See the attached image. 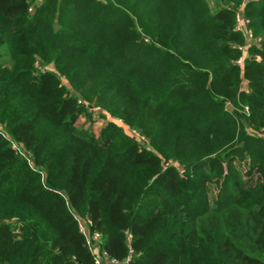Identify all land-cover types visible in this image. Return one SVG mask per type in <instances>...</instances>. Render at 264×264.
Returning <instances> with one entry per match:
<instances>
[{
	"label": "trees",
	"instance_id": "trees-1",
	"mask_svg": "<svg viewBox=\"0 0 264 264\" xmlns=\"http://www.w3.org/2000/svg\"><path fill=\"white\" fill-rule=\"evenodd\" d=\"M2 51L0 264H264V0H0Z\"/></svg>",
	"mask_w": 264,
	"mask_h": 264
},
{
	"label": "rangeland",
	"instance_id": "rangeland-1",
	"mask_svg": "<svg viewBox=\"0 0 264 264\" xmlns=\"http://www.w3.org/2000/svg\"><path fill=\"white\" fill-rule=\"evenodd\" d=\"M209 1H211V0H209ZM241 8L242 7H240L239 9H241ZM236 18H237V16H236ZM249 50H248V53H249ZM2 61H6V63H10V59L7 57L5 51H2L1 54H0V63ZM37 68L42 69V62L39 61L37 63ZM66 87H68L69 89H71V87L68 84H66ZM80 100L83 101L82 98H80ZM82 101H80V102H82ZM86 109H87V112L88 113H90L91 115H93V119L90 120L86 115H83L82 114L78 118V120L76 122V125L79 126V127H81V128H84L88 132H91V133L96 134L97 136H99L100 133H101V131H102V129L105 128L107 126V123H108L107 122V119L105 117L101 116V113L103 112V110L100 107H95L94 108V107H92L90 105H88L86 107ZM120 123L125 124L122 119H118V124L120 125ZM130 131H132L134 134H136L137 137H140L141 138V141L145 142V138L143 136H141L138 131H136V130H134V129H132V128L129 127L128 132H130ZM17 149L20 150L19 147H17Z\"/></svg>",
	"mask_w": 264,
	"mask_h": 264
},
{
	"label": "built area",
	"instance_id": "built-area-1",
	"mask_svg": "<svg viewBox=\"0 0 264 264\" xmlns=\"http://www.w3.org/2000/svg\"><path fill=\"white\" fill-rule=\"evenodd\" d=\"M236 21H237L236 31L242 33L246 37V45L239 47V50H241L244 53H248V50L252 47V45L254 43L260 41V39L256 40L255 37L253 36L252 30L248 27L249 21L246 20V18L244 17L242 8L239 9V12L237 13ZM238 63L242 64L243 58H240ZM126 133L134 135L135 137H137V135L134 134L132 131L128 132V129H126ZM82 229H83V227H82ZM99 239H100V235L95 233L90 239H88V242H90V243H91V241L97 242V241H99ZM92 248H95V247L92 246ZM96 260H97V263L100 264L97 257H96ZM110 264H133V263H132L131 256H129L124 262H121V263L117 262V261H111L110 260Z\"/></svg>",
	"mask_w": 264,
	"mask_h": 264
},
{
	"label": "crops",
	"instance_id": "crops-1",
	"mask_svg": "<svg viewBox=\"0 0 264 264\" xmlns=\"http://www.w3.org/2000/svg\"><path fill=\"white\" fill-rule=\"evenodd\" d=\"M246 1H251V0H246ZM254 1H258V0H254ZM82 227H83V231H84V233H85L87 239H90L91 236H90V234H89V232H88V230H87V228H86V225H85V224H82ZM95 253H96V255H97V259H98V261L100 262V264H110V263L107 262L108 260L106 261V259H105L104 256L99 255V253H98L97 250H95Z\"/></svg>",
	"mask_w": 264,
	"mask_h": 264
}]
</instances>
